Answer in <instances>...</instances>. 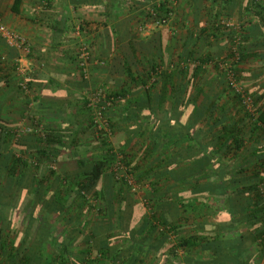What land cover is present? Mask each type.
I'll use <instances>...</instances> for the list:
<instances>
[{
  "label": "crops",
  "instance_id": "0c3cea01",
  "mask_svg": "<svg viewBox=\"0 0 264 264\" xmlns=\"http://www.w3.org/2000/svg\"><path fill=\"white\" fill-rule=\"evenodd\" d=\"M14 1L0 0V23L7 29L23 35L29 41L33 69L29 82V91L27 93L20 92L21 94L16 92L17 75L12 64L16 53L0 41V55H5L8 59L7 67L0 71V116L4 119L5 115L9 114L16 119L20 116L16 111H21V109L26 107L24 116L28 114L29 116L31 115V118L37 117L39 122L45 126V129L50 130L53 134L69 137L66 138V145L57 157L56 164L60 174H70V171L75 172L78 170L77 158L74 157L85 156L88 160L95 158L93 154L96 150V143L92 136V127L88 119L86 94L95 83H107L113 78L103 68L94 67L90 70V80L83 81L75 67V51L79 40L76 39L77 37H75L73 30L79 19L104 22L106 24L105 30L91 34L83 31L81 32V37L91 45L95 59L106 60L109 57L119 56V52L115 54L111 51L113 46V6L110 0H18L17 5H14ZM189 1L190 3L186 4V7L192 11V15L189 18V22L192 25L189 28L187 26V29L182 27V22L187 24L181 16L184 7L180 6V8H177L180 22L179 28L183 29L176 28L177 38H172L173 42L170 41L173 45L165 43L164 49L167 53L170 49L174 50L176 54L174 53L172 57H177L178 52L176 50L178 49L180 50L179 56H186L182 53V50L186 51L187 54L194 50L193 54H195V51L199 54L195 56L203 57L205 56L203 55L206 52L205 49L208 48H210L209 54L206 55L217 54L219 50L223 49V46L219 48L202 46L207 40L211 42L212 37H214L210 33V28H207L211 18V13L207 12V6L210 5V2L208 0ZM205 6L206 11L203 10ZM221 6L224 8V13L230 14L239 10L244 15H248L249 20L258 23V26L252 27L253 25L250 24L249 27L244 26L243 28L245 38L243 43L244 55L254 54L250 55L245 62H242V67H250L249 71L248 68L245 69V75L242 77L244 82L250 86L249 89L252 92L255 106L257 108L264 106V30L260 26L258 17L253 11H250V6L246 7V0H230L228 5L223 6L221 4ZM233 7L234 11L231 10ZM242 24L244 25V23ZM168 29H170V34H174V29L171 30L169 26L164 29L161 28V31L158 32L162 42L164 41L163 36L168 32ZM149 33L148 31L145 35L149 36ZM162 42L161 46H163ZM177 44L180 47L176 46ZM106 52L108 53L105 55L104 53ZM165 57L166 55H163V61ZM251 67H254V70H250ZM15 80L16 85H14ZM107 84L110 85V83ZM148 85L136 86L135 90H131L130 95L141 98L142 94L145 93V89H148ZM129 89H132V87L130 86ZM217 90L216 87L213 89L203 88V99L206 98L208 103L217 100V98L220 99V96L217 95L219 92ZM157 94L154 91L152 95L156 97ZM22 95H24V99ZM193 96L192 91H190L189 97ZM223 102L224 107H221V109L224 111L221 110L217 113H226L228 118L227 126L235 124L241 129L242 145L236 152L231 151L226 156H221L220 163L216 168L221 186H217L215 190L216 193L220 192V194L226 192L229 195L228 203L226 204V200L222 199H210L209 195L206 194L205 210L208 215L203 217L204 221H206L205 230L206 232L214 231L218 229V223L228 222L231 217L229 211L233 210L234 215L238 217L236 218L238 222L236 221L235 226H231L232 228H224L220 239L239 240L241 243L236 246L235 250H226L224 254L230 252L245 253L243 259L246 264H264V247L262 246V240L264 239V212L255 218H249L246 212L261 206L262 208L264 207V132L261 131V126L260 130L252 131V122H248L247 118H244V112L241 111L240 106H237L233 99L229 98V94H225V101ZM189 103L180 106L178 111H176L177 108L175 109L174 107L170 110L166 106L159 110L158 107H154V102H152L150 106L142 107L143 118L133 123L124 121L127 113L131 111L127 112V110L124 111L122 108L118 111H113L111 114V123L114 129L113 144L128 156L131 155L133 163L141 159L144 148L151 149L148 159L142 161L145 167H149V164L157 161L158 156L164 157L170 154L168 142L161 141L165 134L183 136L187 133L184 124L188 117L184 121L180 117L178 121L163 124L158 121L162 113L170 110L171 113L190 115L194 109L199 110V113H201L205 108H208V106L199 105L198 101L193 105L191 101ZM221 104L220 102L218 106L220 107ZM152 112L153 114L154 112L158 114V119L151 116L145 120L144 117ZM242 118H244V121L240 122L239 120ZM193 123L190 133L195 132L197 134L199 130V136L202 137H199L200 140H207L209 145L207 149L210 150L213 146L210 143L213 135L210 128L212 123L210 125L205 122L199 124V121ZM154 131H156V135L153 134ZM154 136H157V140L159 139L161 142L158 141L155 144L153 141ZM72 139H74V142L70 146V140ZM188 145L190 146L189 148H182L177 150V152H173L179 156L181 161L192 165V162L196 161L198 156V149L193 142H189ZM203 182L206 183L207 180L202 181L201 184H204ZM210 184L208 181L206 186ZM250 185L258 186L257 191H253L252 187L248 189ZM170 186L173 187L174 185ZM223 187L226 190H223ZM99 188L101 187L97 189ZM153 188H155V191H152L153 194L156 191L160 193L161 190H164L160 186H153ZM143 189L144 192L141 195L125 192L126 200L118 203L113 202L111 206L112 212L94 213L93 211H97V208H93L85 213L86 208L83 207L84 216L81 220L87 226L78 235L75 242L77 250L87 247L82 242L91 233L96 237L93 245L95 251L107 248V246L113 247V253H109L103 261L94 264H166V260L171 254L167 250L175 242V235L170 236L169 243H166L161 238L157 240V233H154L156 238L152 241L147 240V243L152 248L159 247L157 251L151 249L147 252L145 248H139L136 245V240L144 238L145 242V238L150 236L151 232V228L147 225V220L146 225L139 224L141 218L145 215L144 213H148L146 196L151 193L150 187ZM172 190L175 192L179 190L181 191L180 193H183L186 189L181 188V186H174ZM254 195L257 196V201L253 200ZM156 203L159 205L160 202L157 201ZM177 217L174 213L173 215L169 214V218H172L171 221L175 225L179 222ZM196 221H203V219H197ZM152 223L155 225L154 221ZM181 225V229L187 228V224L182 221ZM58 227H62L63 232H66L65 234L69 236L71 231V223L69 221L63 222L60 220ZM120 227H124L125 230L120 229ZM131 228H133V231L130 230ZM123 232H126L127 238H123L121 235ZM15 242H18L17 238ZM198 250V248L190 249L188 252L176 250V255L181 261L191 259L196 263H203L213 258L211 249L203 252ZM74 255L77 256V254ZM226 255L228 256V254ZM81 257H84V255H81Z\"/></svg>",
  "mask_w": 264,
  "mask_h": 264
},
{
  "label": "trees",
  "instance_id": "16d2710c",
  "mask_svg": "<svg viewBox=\"0 0 264 264\" xmlns=\"http://www.w3.org/2000/svg\"><path fill=\"white\" fill-rule=\"evenodd\" d=\"M120 1L122 0H110L113 11L119 8ZM168 2L160 3L156 8V13H160V15L167 14L169 9L166 8V3ZM258 2L257 0H246V7L248 5L252 7L250 10L261 21V25H264V5H260L261 3ZM17 4L18 0H15L14 5ZM75 26L80 27L82 31L88 34L106 28L104 22L80 19L77 20ZM243 33L241 34V42L245 40ZM114 34V42L119 43L122 40V38L118 39L119 30L116 29ZM159 36L156 33V39L150 37L149 42L145 43L147 46L152 44L149 48H146L144 44L139 46L136 43L135 45L141 47L140 51L135 48L134 42L128 39L127 45L128 50L132 53L131 56L120 51L119 56L109 57L106 60L96 59L104 64L97 67L103 68L108 75L111 76L110 72L124 74L128 80L125 79L123 84L129 81L134 86L142 87L151 81L141 98L132 97L128 93L127 85L121 87L117 92H110L115 100L123 99L125 104L123 103L121 106L124 111H131L127 113L124 121L132 123L140 121L143 118L142 107L150 106L152 102H154V107H158L159 110L166 106L170 110L175 107L178 111L180 106H184L190 101L193 105L204 95L196 80L200 79L202 74L205 73L204 66L210 62V56L197 57L196 65L188 66L190 59L195 60L191 58L193 54L189 52L186 56L178 58L175 67H172L173 69L171 67L164 68L162 66L163 54ZM151 40H155L156 45H153ZM123 43H119V46H122ZM239 48L238 64L240 65L254 53L244 55V48ZM136 51H139V55H141V62L144 63L145 61L149 65L148 70L134 72L136 61L140 63V60L134 58ZM155 51L157 53L156 59L152 56ZM232 57L231 51H229L228 58L231 59ZM180 64L184 66L181 67ZM216 67L217 64L213 66V68ZM3 69L0 68V71ZM239 70L238 65L233 67L235 74ZM218 71L221 73L220 69ZM219 76L222 78L225 75L221 73ZM152 77L153 80H151ZM177 78L181 80L178 85H176ZM14 85H16V80ZM227 88L230 89L229 86ZM15 89L16 92L20 93L16 86ZM192 90L195 91L196 96L189 97ZM154 91L158 93L156 97L152 95ZM217 100L208 103L206 98H201L198 104L208 106V108H205L202 112L200 111L201 113H199V110L194 109L192 114L188 115V120L184 124L187 132L185 135L169 136L165 134L161 141L168 142L170 154L164 157L158 156L157 161L149 164V167H145V164L142 163L143 160L148 159V154L151 152V149L146 146L147 149L144 148L141 159L135 163L132 162L131 155L128 156L124 151L118 149V153L122 156L121 163L126 169L125 175H130L136 185L147 183L151 188V193L146 196L148 200H146V207L149 214L145 212L139 222L143 225L148 222L147 225L151 228L150 236L145 238V242L144 238H138L136 245L139 248H145L147 252L151 249L157 251L159 247L152 248L147 243V240L152 241L156 238L154 233H157V240L161 238L166 243H169L170 236L175 235V242L167 250L171 254L167 258L166 264H246L243 259L245 253H226L228 256L224 254L226 250H235L241 241L220 239L224 228H232L231 226H235L236 221L238 222V219H236L238 217L234 215L233 210L229 211L231 217L228 222L218 223V229L214 231L206 232L205 230L206 221L203 217L208 215L205 210L206 194L209 195L210 199H222L226 200V204L228 203L229 195L226 192L216 193L215 190L217 186H221L216 171L221 156H226L231 151L236 152L242 145L241 129L235 124L227 126L226 113L221 112L219 116H216V113L222 110L218 106ZM235 100L239 103L240 97L238 94L234 95L233 101ZM170 110L163 112L159 119L157 118L158 114L155 112L154 114L153 112L148 113L144 118L146 120L148 117L153 116L159 122L167 124L178 121L183 116L181 113H171ZM109 111L105 113L106 117ZM241 111L244 112V118H247L248 122H252V131L260 130L261 126V131L264 132V106L257 108L254 101L252 113L247 112L242 107ZM16 112L20 115L16 119L9 114L5 115L4 119L0 116V264H94L103 261L105 256L113 253V247L107 246V248L95 251L93 245L96 237L91 233L82 242L87 246L82 250H77L75 242L78 235L87 226L81 220L84 216L83 207L86 208L85 213L93 208H97L98 212H112L113 202H123L126 200L125 192L132 193L126 176L116 178L115 172L112 170L116 163L117 152L115 153L106 141L107 138L104 137L100 143L99 154L94 159L88 160L85 156L74 157L77 158L78 170L71 174H60L52 166L56 164L57 157L66 145V138L69 137L53 134L47 129H45L42 136L35 132L17 135L13 130L15 128L13 126L22 117L24 109ZM244 118L239 121H244ZM197 121H199V124L205 122L210 125L212 123L210 128L213 135L210 143L213 145V150H211L212 148L207 149L209 147L207 140H200L202 137L199 136V130L197 134L195 132L190 133L193 122ZM89 123L91 127H95L90 116ZM109 127L114 132L113 126L109 125ZM153 134L156 135V131ZM153 141L155 144L158 141L161 142L159 139L157 140V136H154ZM70 142V146H72L74 139ZM189 142H193L198 149V156L196 161L192 162V165L181 161L179 156L174 153L179 149L189 148ZM29 172L31 173V182L30 192L27 194L24 191V186ZM106 173L107 187L99 185L101 188L97 189L99 181ZM204 180H207L206 183L209 181L211 184L209 186H206L204 182V184H201ZM170 185L181 186L186 190L183 193H180L179 190L175 192L172 190L174 186ZM153 186H160L164 190H161L160 193L156 191L153 194L152 191H155ZM250 187L253 188V191H257L258 186L250 185L248 189ZM223 190H226V188L223 187ZM90 192L95 201H90L86 197L87 193ZM256 197V195L253 196L254 201H257ZM99 200L103 201L101 206L96 205ZM155 201L160 202L159 205ZM263 208L261 206L246 212L249 218H255L264 212ZM170 213L171 215L174 213L176 217L178 214V224L175 225L171 221L172 218H169ZM196 218L198 220L203 219V221L197 222ZM60 220L71 223L69 236L65 234L66 232H63L62 227H58ZM153 221L155 225H153ZM181 221L187 224L186 229H181ZM21 227L23 229L20 231L21 233H16V230ZM120 229H124V227H120ZM130 230L133 231V228ZM121 235L123 238H127L126 232ZM16 238L18 242H15ZM262 242L264 247V239ZM194 248H198V251L202 252L211 249L213 258L203 263H196L191 259L181 261L176 255V250L188 252ZM74 254H77V256ZM81 255H84V257L80 258Z\"/></svg>",
  "mask_w": 264,
  "mask_h": 264
},
{
  "label": "rangeland",
  "instance_id": "374dc122",
  "mask_svg": "<svg viewBox=\"0 0 264 264\" xmlns=\"http://www.w3.org/2000/svg\"><path fill=\"white\" fill-rule=\"evenodd\" d=\"M174 1H175V5L173 7L171 5L173 2H171L170 0H122V1H120L119 2V8H117L116 10L113 11V22H112V25H113V39H114V36H115L114 31H116V29H118L119 30V38L118 39L122 38L121 41H119V40L118 41H119V43H121V42L123 43V40H124V43H123L122 46H119L120 44L114 42V40H113V46L111 47V49H112L111 51L114 52L115 54L117 52L121 51V52H124L125 54L131 56L132 53H130V50H128V45H126L128 39L133 41L134 45L136 43L139 46H142V44L146 45L145 43H147V41L149 42V40H150V38L148 39V37H152V38L155 37L156 33L161 31V28H163V29L165 28V27L153 28L151 26V29L149 30V32H150L149 36L145 35L146 26L149 24V21L151 20L150 19L151 10L156 12V8H157V6L160 3L168 2V3H166V6L168 4H169L168 6L171 5L172 9L171 8L170 9L173 12L172 20H171V22L169 23L168 26H169V28L171 27V30L174 29L173 30L174 34H170L169 33L170 29H168L167 30L168 34L165 33L164 36H163V38H164L163 40L164 41L163 42L161 41L162 44H163V46H161V52H162L163 55H166L164 61L162 62V66L164 68L165 67H171V65H172V67H175L176 63L178 62V59H175V58L180 57L179 56L180 55L179 54L180 50L179 49L176 50V52H178V54H179V55L178 54L176 55L177 57H172V55H174V53H175L174 50L170 49L169 52L167 53L166 50L164 49V45H165V43H167V44L169 43L172 46L173 44H171L170 41L173 42L172 38H177L176 37L177 36V31L176 30L177 29H183V28H179L180 22H179V15H178V9L177 8H180V6L185 8V9L184 8L182 9V13H181V16L183 17L184 21H186V23H187V24H185L184 22L181 23V25H183L182 27H184V29H187V26L189 28V26L192 25L191 22H189V18L192 15V11H191L190 8L186 7V4L190 3L189 0H174ZM208 1L210 2V5L207 6V12L211 13V18H210V22H209L207 28H210V30H211L210 33H212L214 37H212V41L211 42L210 41L208 42V40H207V42L205 44H203L202 46L203 47L215 46V47H218V48L223 46V49L219 50V52H217V54H212L210 56V62H208L205 65V68H204L205 69V73H203L202 76L200 77V79H198V84L200 85V87L202 89L203 88L213 89L214 87H216V89H218L217 91H219L218 93L217 92L216 93H217V95L220 96V99L217 98L219 100V101L217 100L218 105L221 102L222 104H221L220 107H224V102L223 101H225V94H229V98L233 99L234 95L236 93H235L234 89L229 85V83L226 80L225 76L222 77V78L219 76V75H221V73L224 72L223 68L221 66L224 65L227 60H229L228 54H229V51H231V48H232V45H233L232 42L236 38H238L239 41H240L239 47H243L244 48V44H243L244 41L241 42V34L244 32V30H243L244 26L249 27V25L252 24L253 25L252 27H254V26H258L257 25L258 23H254L252 20H249L248 15H244L239 10H236L234 13H230V14L224 13L223 12L224 8H222L221 4L223 6L228 5L230 0H208ZM257 1H259L258 3H261L260 5H264V1L263 0H257ZM183 3H184L185 6L183 5ZM238 5H240V4H238ZM251 8L252 7H250V9ZM203 10L206 11V6L203 8ZM231 10L234 11V7ZM242 14H243V16H242ZM244 19H245V21H243ZM225 23L226 24L230 23V25H233V26H226ZM242 23H244V25ZM247 23H248V26H247ZM259 23H260V26L264 30V25H261V21L260 20H259ZM115 27H116V29H115ZM81 32H83V31L81 30ZM208 35H210V34H208ZM79 36H80V38L78 39V37H77L76 38L77 40L83 39L81 37V34ZM151 41L153 42V45H156L155 40H151ZM138 45H135V48L140 51L141 47H139ZM151 45L152 44H150L149 46L146 45L145 47L149 48ZM176 46L180 47L179 44H177ZM239 47H238V53L240 52V48ZM209 49L210 48L205 49L206 52L203 53V55L206 56V54H209ZM139 51L138 52L136 51V55H134V58L137 59V60L141 59V55H139L140 54ZM193 51L194 50H192L190 52L192 53ZM107 53L108 52H106L104 54L106 55ZM182 53L185 54V55L187 54L186 51H184V50H182ZM156 55H157V53L155 51L153 53V55H152L153 58L156 59ZM195 55H199V54L196 53V51H195V54H193V56L191 57V58H194L195 60H191L190 59V62H188V66L196 65L197 56H195ZM130 56H129V58H130ZM96 58H97V56H96ZM238 62L235 65H238L240 70H239V72H237V74H235V76H236L235 83L253 101V95H252L251 90L249 89L250 86H248L247 83L244 82L243 77H242V76L245 75V73H244L245 69L248 68V71H249L250 67H246V66L242 67V64L239 65ZM146 64L147 63L145 61H144L143 64L141 63V60H140V63L138 61H136L135 65H134L136 70H134V72H137L138 70L140 72H144V71L148 70L149 65L148 64L146 65ZM216 64H217V67L213 68V66L216 65ZM218 64H219V66H218ZM235 65L233 67H235ZM218 69H220L221 73L218 71ZM116 70H117V68H116ZM250 70H254V67H251ZM110 74H111V76L113 75V78H111V81H109V82L107 81V83H110V85L107 84V83H95V85L88 90L89 92L87 91L88 93L86 94V96H87V98H86V108H87V113H88V119H89V116L91 117V113H92L91 110H89V108L87 107V104L89 103L88 99L98 88L103 89L106 93H110V92H117V91L120 90L121 87H124V86L127 85L129 94L131 93V90H135L136 89V86H134L131 82H126V84H123L125 82V79L128 80V78L124 74H119V73L117 74L115 72L114 73L110 72ZM90 78H91V73H90L89 79L86 80V81H89ZM83 81H85V80H83ZM180 82H181V80L178 79L176 81V85L180 84ZM147 84H149V83H147ZM128 85H130L132 87V89H129L130 86H128ZM227 86H229L230 89H228ZM139 87H141V86H139ZM156 87H157V85H156ZM192 95L196 96V93L193 90H192ZM202 96H201V98H203ZM22 98L23 99L25 98L24 95H22ZM201 98L199 100H201ZM123 103L125 104L123 99L119 100L118 102H116L114 104V108L112 107L110 109V111H109V114H107L108 115L106 117L107 120L105 118H103V120H106L107 123H109V125H112V123H111L112 122L111 114L113 113V111H118L120 108H122L121 105H123ZM253 103H254V101H253ZM236 104H237V106H240V108L242 107L243 109H245L243 107L241 101H239V103H237V101H236ZM24 112H23L22 117L20 118L21 121L19 120L20 122L18 121L17 124L13 126V128L17 127V125H21L22 127H26V126L33 127L32 123H37L36 127L38 129H40V130H37L36 133H38L39 135L42 136L44 134V132H45V126L43 124H41V122H39V119H37V117L31 118V115L29 116L28 114H25V116H24ZM219 115H220V113H216V116H219ZM186 117H188V115L184 114L182 116V120L184 121ZM24 119H26V120H24ZM113 122H114V119H113ZM96 126L97 125L95 124V127H92V129H91L92 136L95 139V143H96V150L94 151L93 155H95V157H96V154L99 151L101 140L104 139V137L107 138L106 141L109 143V145L115 151V153L117 152L116 154L120 155V153H118V151H119L118 148L113 144V139H112L113 133H114L113 130H110V127L109 128L108 127H103V128H101V131H98L97 130L98 126L97 127ZM52 167L54 169L58 170L57 164H54ZM112 170H113V168H112ZM73 172L74 171H70L69 173L71 174ZM107 181H108V179H107V173H106V174H104V176L99 181L98 187H99V185L100 186L102 185V186H104L106 188L107 187ZM30 182H31V173L29 172L27 181H26L25 186H24V189H25L24 191L27 194L30 192ZM137 187H138L137 192H135V193L132 192V193L135 194V195L136 194H140L141 195V193L144 192L143 188L149 187V185L147 183H144L142 185H137ZM140 195H139V197H140ZM86 197L89 198L90 201H92V200L95 201L92 198L91 192L87 193ZM102 203H103V201L101 202L99 200L98 202H96V205L97 206H101ZM93 212L94 213H99L100 211L99 212L98 211H93ZM22 230L23 229L21 227V228L16 230V233H21L20 231H22ZM17 235L19 236V234H17Z\"/></svg>",
  "mask_w": 264,
  "mask_h": 264
},
{
  "label": "built area",
  "instance_id": "2783aa9c",
  "mask_svg": "<svg viewBox=\"0 0 264 264\" xmlns=\"http://www.w3.org/2000/svg\"><path fill=\"white\" fill-rule=\"evenodd\" d=\"M173 2L171 5L172 7L175 5L174 0H170ZM169 5V4H168ZM166 6L169 11L167 14L160 15V13H156L151 10V17L149 24L146 26V32L153 28H161L167 27L172 20L173 12L171 11V5ZM159 6V5H158ZM157 6V7H158ZM171 8V9H170ZM226 24V23H225ZM226 26H233L230 23H227ZM73 33L75 37L80 38L81 30L80 27L75 26ZM0 41H2L6 47L15 51L16 55L13 59V67L14 72L17 75V88L20 92L27 93L29 91V82L32 74L33 64L31 61V45L29 41L21 34H18L14 31H11L4 27L0 23ZM231 48V55L233 56L231 59L227 60L224 65L221 67L223 68V73L225 75L226 80L228 81L229 85L234 89L235 93L239 95L240 101L247 110V112L252 113L253 111V101L251 98L244 93L235 83V73L233 71V66L238 62L239 53L238 47L240 41L236 38L233 42ZM91 45L87 42V40L80 39L76 45L75 51V65L78 70L80 77L83 80H88L90 76V70L93 67L102 66L104 65L103 62L94 59ZM8 59L5 55H0V68L7 67ZM220 64V63H219ZM218 64V66H219ZM180 66H184L180 64ZM172 68V65H171ZM153 80V77L151 78ZM89 103L87 107L91 110V118L93 124L97 125L98 131H101V128L108 127L109 123H107V118L105 113L110 110L113 105L119 101V99L115 100V98L110 95V93H106L103 89L98 88L90 97ZM105 118L106 120H103ZM33 127H22L21 125H17L15 127L14 132L17 135L21 133H32L37 132L40 130L36 127L37 123H32ZM109 134V133H108ZM121 155H116V163L114 165L113 171L115 172L116 178H121L122 176H126L127 183L130 187V191L135 193L138 190L137 185L134 183L132 177L130 175H125V167L121 163ZM122 172V173H121ZM121 173V174H120Z\"/></svg>",
  "mask_w": 264,
  "mask_h": 264
}]
</instances>
